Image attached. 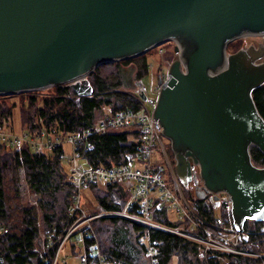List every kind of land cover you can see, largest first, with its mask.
Segmentation results:
<instances>
[{"label":"water","instance_id":"obj_1","mask_svg":"<svg viewBox=\"0 0 264 264\" xmlns=\"http://www.w3.org/2000/svg\"><path fill=\"white\" fill-rule=\"evenodd\" d=\"M263 34L264 0H0V95L71 84L90 96L85 78L101 64L175 42L154 116L181 183L230 195L244 241L246 221H264V166L251 155L252 146L264 154L253 98L264 84V45L227 48Z\"/></svg>","mask_w":264,"mask_h":264},{"label":"trees","instance_id":"obj_2","mask_svg":"<svg viewBox=\"0 0 264 264\" xmlns=\"http://www.w3.org/2000/svg\"><path fill=\"white\" fill-rule=\"evenodd\" d=\"M241 45L238 44L235 49L238 50ZM147 67L148 53L101 64L90 74L89 81L93 86L90 96H78L68 84L53 86L41 94L28 91L0 95V116L12 118L17 101L11 99L19 97L25 130L45 129L59 135L82 134L94 124L105 104L113 111L128 108L138 111L142 108L141 99L131 89L132 76L136 72L135 79L143 77ZM127 70L129 75H126ZM253 98L264 118V84L253 91ZM138 134V126H130L93 135L96 149L89 153L90 157L97 165H119L125 161L126 153L134 151ZM65 154L64 146L37 153L29 146L19 152L0 144V264L53 263L58 245H54L43 257L45 244L40 237L42 228L39 220L44 223L45 233L54 239L65 232L74 190L69 183L70 163ZM251 155L255 165L264 166V154L256 146L251 147ZM26 185L32 194L39 197L37 205H24L22 197ZM91 191L100 208L110 212L121 211L129 195L122 184L92 187ZM59 195L63 199V209L58 211L60 215L56 211ZM195 201L199 215L212 221L213 205L206 203L205 199ZM223 216L232 226V214L224 211ZM153 219L176 226L165 210L155 209ZM93 225L98 240H94L95 236L90 232L92 237H86L85 245L90 250L98 244L100 251L110 256L112 264H125V261L128 264H150L148 250L153 241L157 242L154 246L155 264H173L175 261L177 264H264L262 257H256L264 254V221H246L245 240L235 248L236 252L208 247L177 233L121 216L99 217L93 220ZM185 227L183 232L189 230L188 225ZM195 232H199L198 228ZM200 236L207 241L204 231ZM75 247L74 242L73 252L78 254ZM36 248L38 251H35Z\"/></svg>","mask_w":264,"mask_h":264},{"label":"built area","instance_id":"obj_3","mask_svg":"<svg viewBox=\"0 0 264 264\" xmlns=\"http://www.w3.org/2000/svg\"><path fill=\"white\" fill-rule=\"evenodd\" d=\"M167 80L168 75L163 74L162 82L159 83L156 95L167 84ZM137 88L138 94H149V88L143 80L138 83ZM148 101L149 103L146 104V108L149 111L146 114L145 111L142 113L133 111L132 109L118 110L95 122L83 134L57 135L49 133L46 130H38V132L24 130L17 132L7 129L6 126H2V117L0 116V144L10 145L17 151L25 146H29L37 153H42L44 150L51 151L66 143L69 144L72 149L69 181L78 190L75 196V201L78 204L81 200L82 189L90 185H97L99 183H125L131 192V199L126 205V210L123 213L110 212L109 215L120 214L130 220L164 230L166 226L153 219V211L155 209L158 211L170 209L165 203L166 197L169 195L168 186L164 179L165 167L163 168L161 165L163 163L155 162L152 159L155 151L158 149V142H161V139H163V126L153 113L157 103V96L155 98L149 97ZM149 106H152V109ZM133 124L139 127V136L136 139L134 151L125 154L127 162L113 168L96 165L89 154L96 149V144L92 140L93 135L103 134L112 128ZM160 152V155L162 153L166 155L165 146L161 147ZM166 161L168 162L167 156ZM82 162H87L89 166H84ZM137 165H140L141 168L137 167ZM173 174L178 182L174 169ZM223 201V206L227 212L232 214L230 197L225 196ZM196 226L198 228V224ZM194 227L192 226V229H196ZM175 230V233L184 236L182 230ZM202 230L207 235L208 244L223 251L236 252L235 248L241 243L239 232L234 225L229 226L222 217L214 220L212 231L205 227H202ZM90 232L93 233L91 230L86 229V232L82 233V242L84 244L86 237L91 236ZM198 236L200 237V235ZM201 240L204 241L202 237ZM215 240H220V242L218 243ZM156 244V241L149 244L148 256L153 261H155L154 255L156 249L154 246ZM98 258L100 259V263L97 262ZM80 261L81 264H102L104 261L107 264H112L110 256L103 254L98 244L94 249L89 250L85 248L80 256ZM124 263L126 264V262Z\"/></svg>","mask_w":264,"mask_h":264},{"label":"rangeland","instance_id":"obj_4","mask_svg":"<svg viewBox=\"0 0 264 264\" xmlns=\"http://www.w3.org/2000/svg\"><path fill=\"white\" fill-rule=\"evenodd\" d=\"M240 43L242 44L241 47H248L250 45L258 46V44L264 45V34L260 35V36L259 35H257V36L247 35L245 37L237 38V39L233 40L232 42H230V44L228 45V48H227L228 52L232 53V52L236 51L237 48L235 49V47H237V45ZM174 47H175V42L169 41V42H166V43H163V44L157 46L156 48L155 47L152 48L151 50H149L147 52L148 53V67H147L146 74L141 78L135 79L136 72H134V74L132 76L133 82H132L131 89H134L135 94L142 101V108H140L138 110L139 112L143 113L145 111V114H146L149 111L146 108V104L149 103V101H148L149 97L155 98V96H157V101H158L159 94L156 95L157 88L159 86V83L162 82V81L160 82V79H162V75L163 74L169 75L168 70H169V67L172 63V60L175 58V54H176ZM260 61L261 60H258V62H260ZM129 74L130 73L127 70L126 75H129ZM91 76L92 75H88L85 79L89 81V80H91ZM141 80H143L149 88V94L145 95L144 100L141 98V95H144V94H138L137 93V89H138L137 86ZM89 83H90V81H89ZM68 85H71V84H68ZM47 89L37 90V91L39 92V94H41V93L47 92ZM11 100L17 101V107L14 109L13 117L10 119H8V118L4 119L2 117L1 118V124H2V126H6L7 129L17 131V132H22L25 130L22 127L23 126L22 125V102L19 100V97L12 98ZM156 105H157V103H156ZM144 108H145V110H144ZM149 108L152 109V106H149ZM155 108H156V106H155ZM128 109H131V108H128ZM122 110H127V109H122ZM133 111H135V110H133ZM112 112H116V111H113L111 106H109L107 104L103 105L102 111L97 114V117H96L97 119L95 120V122H98L99 120L103 119L104 117L111 114ZM130 126L135 127L136 125L133 124ZM130 126H123V127H119V128H125V127H130ZM119 128H112V129H119ZM138 129H139V127H138ZM42 130H45V129H42ZM109 130H111V129H109ZM26 131H29V130H26ZM36 132H38V131H36ZM57 135H59V134H57ZM138 136H139V134H138ZM136 139H135V142H136ZM158 145H159L158 149L155 151L152 159L155 162L157 161L159 163H163L161 165L163 166V168L165 167L164 179L167 183L168 192H169V195H167V197H166L165 203L171 209V210L166 209L165 211L168 212L171 220L176 222V226H168V225H165L162 223V225L166 226V227L164 226L166 228V229H164V231H169V232L175 233L176 232L175 229H179V230L183 231V229L186 228L185 226L188 225L189 230H187L183 233L184 237H187L196 243H200V244L202 243L208 247H211L208 244V240L203 241V240H201V236L199 237L198 235H201V231H203L202 227H205V228L212 231L214 220L216 218H219V217L224 218L223 213H224V211L227 212V210L223 206V203H224L223 199L225 196H228L231 199V196L228 195L227 193L222 192V193L217 194L218 197L216 198L215 194L212 192L205 193L202 190V189H204L202 187L203 186L202 182L199 183V188H197L198 185L196 186L193 182H190L188 187L184 186L181 183V181L179 180L178 175H177L176 170H175V161L176 160H175L174 151L172 150L171 142L168 138H166L164 136V133H163V139H161V142H158ZM62 146H64V148L66 150L65 159H68V161L70 163V156L72 154L71 146L67 143L62 145ZM162 146H165L166 155L163 153L160 155V153H161L160 149ZM7 147L17 151L15 148H13L10 145H7ZM23 148H25V147H23ZM22 149L19 150V152H21ZM43 152H47V150H44ZM166 156L168 158V162L166 161ZM82 163L86 167L89 166V164L87 162H82ZM99 165H101V164H99ZM104 166H106V165H104ZM137 167L141 168L140 165H137ZM172 167L174 169L175 175H176L179 183L176 181V179L174 177ZM259 167H263V166H259ZM69 169H70V166H69ZM142 169H144V168H142ZM195 171L198 174L199 168L197 166H195ZM70 184L74 190H73V194H72V198H71L69 218H68L67 224L64 228L65 232H63L62 235H60L56 239H54L53 236H50L49 234L45 233V230H44L45 227L43 225L44 223L42 222V220H39V223H40L41 228H42L40 237H41V240L44 241V244H45V247L43 249L44 252H42L43 257H46V254H49L50 250L54 247V245H56V244L58 245V248L55 252V257H54L52 264H81L80 256L82 255V252L84 251V249L87 248V246L82 242V233L86 232V229H89L93 232V234L95 236L94 240H98L97 239L98 238L97 232H95V227L93 225V220L96 218H99V217H104V216L125 217V216H122L120 214L109 215L110 210L109 211L108 210L107 211L102 210L100 208V204L97 203V201L95 200L94 195L91 191L92 187H98V186H100V187L105 186L106 187L107 185L112 184V183H99L97 185H90L87 188L82 189L81 200H80L79 204L75 201V196L78 193V190L72 183H70ZM117 184H122L129 192L128 199H126L127 200V201H125L126 203L123 204L122 210L121 211H113V213H123L126 210L127 203L131 199V192L129 191V189L125 183H117ZM196 191L200 194V196ZM197 194H198V196H197ZM193 197L195 198V200H197V199H203L204 200L205 199L206 203H211L213 205L214 216H213L212 221H209V220L207 221L206 219H203V217H201L199 215V212L197 211L196 206H195L196 201L193 199ZM38 198L39 197L37 195L32 194V192L30 191V188L27 185L24 186L23 197H22V201L24 202V205H27V204L37 205L38 204ZM59 199H60L59 204L57 205V210H56L57 213H58V211L61 212V210L63 209L62 195H59ZM231 203H232V200H231ZM78 208H80V209L78 210ZM231 210H232V207H231ZM58 214L60 215V213H58ZM41 216H42V211H40V217ZM181 217H183V219H181ZM196 224H198V230H199L198 233L195 232V229H192V226L193 227L195 226L197 229ZM88 226H91V227H88ZM161 230H163V229H161ZM46 235L50 236V238L47 239ZM227 237H228V233H227ZM215 241L218 243L220 242V240H215ZM74 242L76 243L75 248H76V251H78V254L73 252ZM35 251H38V248H36ZM227 252H229V251H227ZM256 257H262L264 259V254L256 255ZM148 259H149L150 264H155L151 258H148ZM97 262L100 263L99 258L97 259ZM102 264H107V262L104 261ZM126 264H128V263L126 262ZM173 264H177V262L175 261Z\"/></svg>","mask_w":264,"mask_h":264},{"label":"bare ground","instance_id":"obj_5","mask_svg":"<svg viewBox=\"0 0 264 264\" xmlns=\"http://www.w3.org/2000/svg\"><path fill=\"white\" fill-rule=\"evenodd\" d=\"M86 132V131H85ZM84 132V133H85ZM83 134V133H82ZM127 161L125 160L124 162H121L119 165H122V164H125ZM119 165H115V166H112V168L113 167H117V166H119ZM158 223H160V222H158ZM147 225V224H146ZM147 226H149V225H147ZM150 227H152V226H150ZM153 228H155V227H153ZM157 229H160V228H157ZM89 237H92V236H89Z\"/></svg>","mask_w":264,"mask_h":264},{"label":"clouds","instance_id":"obj_6","mask_svg":"<svg viewBox=\"0 0 264 264\" xmlns=\"http://www.w3.org/2000/svg\"><path fill=\"white\" fill-rule=\"evenodd\" d=\"M156 47H157V46H156ZM156 47H155V48H156Z\"/></svg>","mask_w":264,"mask_h":264}]
</instances>
